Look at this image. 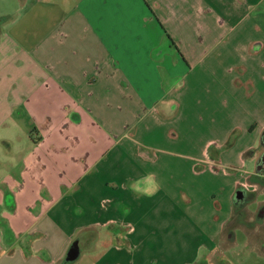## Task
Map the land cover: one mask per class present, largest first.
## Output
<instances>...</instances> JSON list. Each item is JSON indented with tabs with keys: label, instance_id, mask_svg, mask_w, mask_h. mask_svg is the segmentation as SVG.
I'll return each mask as SVG.
<instances>
[{
	"label": "crops",
	"instance_id": "obj_1",
	"mask_svg": "<svg viewBox=\"0 0 264 264\" xmlns=\"http://www.w3.org/2000/svg\"><path fill=\"white\" fill-rule=\"evenodd\" d=\"M184 96L208 143L233 144L160 135ZM262 142L264 0H0V264L262 255L254 199L236 205L256 190ZM243 157L245 176L216 167ZM149 171L155 195L123 187Z\"/></svg>",
	"mask_w": 264,
	"mask_h": 264
},
{
	"label": "rangeland",
	"instance_id": "obj_2",
	"mask_svg": "<svg viewBox=\"0 0 264 264\" xmlns=\"http://www.w3.org/2000/svg\"><path fill=\"white\" fill-rule=\"evenodd\" d=\"M179 99L178 100L174 99V101L171 104H169L170 106L168 107L167 109L168 111L166 112V115L169 119L166 122H164L167 128L166 129L161 128L160 135L163 136L166 130L172 129L173 132L172 131L168 132L169 136L178 137L182 139L193 138L197 142H203L202 145H200L201 149L202 148L205 149V146H207L205 150H208L209 153H211L213 148L216 147L217 145L227 148L233 144L235 140V133H231L230 136L228 137V141L224 143H221V141L220 142L217 141V144H214V141H212L211 143H208L216 135L214 133H206L208 131H207V128L204 127V124H203V122L206 120L205 119L206 115L202 111L201 104L198 105L197 107L193 106L194 109L192 111L185 101V96L183 97L182 101ZM195 108H198V109H195ZM220 125H222L223 127L225 126L229 127L230 123L222 122L220 123ZM12 131H14L15 136L17 134L18 136H22V137L24 136L31 137L33 135L32 131H34V129L33 127H31V124H30V131H29L28 125H20L19 128H12ZM19 145L23 147V145L21 144ZM1 155H2V152L0 150V156ZM242 161H243L242 165H240L241 164L240 160H238L237 164L231 163V164H235V165L230 166L233 169V171L232 169H229V167H226V168L218 167V166L216 167L219 168V170L224 171V172L226 170V172L228 173V176L230 177L240 176L239 174L241 173H243V176H245L251 167H250V162L246 157H243ZM257 162H260V165L259 167L257 166L255 170H256V173L258 174L257 177L260 180L258 181L257 185H255L256 190H254V192H250L245 189H242L244 191L243 193L244 196L242 199L240 197L239 200H236V205H237L238 210L240 209L238 208L240 206L242 208L244 207L248 208V206L245 204H247L248 202L254 199V201L250 203L249 209L256 211L254 214H251L252 217H256V218L255 219L252 218L254 222H252V224L249 223L248 230L253 232L254 237H257L262 243V245H264V178H263L264 168L262 167V164L264 165V150H263V153L260 155ZM260 166L262 168H260ZM225 179L229 180L230 178H225ZM231 227L234 228V224H232ZM230 231H229L230 234L231 233L233 234V236L236 238L239 244L243 242L242 237H244V234L240 232L239 229H236V230L232 229ZM262 250L263 249L261 248L260 252L262 255H260V253H258L257 251H255L254 253H250L247 250L246 251L244 250L243 252H237V250H235V252L228 253L227 259L232 264H264V253H262L263 252ZM236 253L237 254L240 253L238 255H242V256H235Z\"/></svg>",
	"mask_w": 264,
	"mask_h": 264
},
{
	"label": "clouds",
	"instance_id": "obj_3",
	"mask_svg": "<svg viewBox=\"0 0 264 264\" xmlns=\"http://www.w3.org/2000/svg\"><path fill=\"white\" fill-rule=\"evenodd\" d=\"M123 187L135 196L151 197L159 190L160 181L157 179L155 172L149 171L130 180ZM74 211L77 214H82L83 208L77 207Z\"/></svg>",
	"mask_w": 264,
	"mask_h": 264
},
{
	"label": "trees",
	"instance_id": "obj_4",
	"mask_svg": "<svg viewBox=\"0 0 264 264\" xmlns=\"http://www.w3.org/2000/svg\"><path fill=\"white\" fill-rule=\"evenodd\" d=\"M259 165H260V162H259V164H258V167H259ZM262 167L264 168V165L262 164ZM261 166H260V168H262ZM252 178H254V179H256V177H252ZM264 178V177H263ZM260 180V179H259Z\"/></svg>",
	"mask_w": 264,
	"mask_h": 264
},
{
	"label": "flooded vegetation",
	"instance_id": "obj_5",
	"mask_svg": "<svg viewBox=\"0 0 264 264\" xmlns=\"http://www.w3.org/2000/svg\"><path fill=\"white\" fill-rule=\"evenodd\" d=\"M241 192L244 193V191H241ZM243 196H244V195L242 194V195H241V199L243 198Z\"/></svg>",
	"mask_w": 264,
	"mask_h": 264
}]
</instances>
